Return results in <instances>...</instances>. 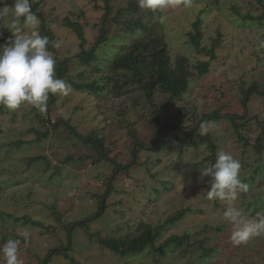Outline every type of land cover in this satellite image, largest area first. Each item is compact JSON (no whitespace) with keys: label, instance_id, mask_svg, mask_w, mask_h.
Returning a JSON list of instances; mask_svg holds the SVG:
<instances>
[{"label":"rangeland","instance_id":"rangeland-1","mask_svg":"<svg viewBox=\"0 0 264 264\" xmlns=\"http://www.w3.org/2000/svg\"><path fill=\"white\" fill-rule=\"evenodd\" d=\"M129 1L110 0L114 7L112 16H117ZM134 1L138 4V0ZM29 2L39 3L45 19L50 21L59 45L57 52H50L55 60L81 51L77 34L66 24L68 19L83 25L86 49L95 42L105 0ZM14 3L15 0H3L0 7L11 10ZM263 5L264 0H191L190 6L181 4L162 11L158 34L164 37L173 62L185 55L195 75L187 91L159 115V120L183 119L179 130L183 133L198 126L206 114L219 111L217 121L208 122L207 134L215 141V148L208 143L197 144L198 140L191 138V145L182 151L168 139L169 129L165 128L160 132L165 147L155 150L154 108L146 102L143 92L135 87L130 93L114 95L117 89L113 84L123 81L124 76L109 70L98 73L94 65L73 62L70 72L78 81L97 79L109 90L89 93L70 87L67 95L57 93L54 104L44 112L27 102L16 110L0 105V210L6 213L0 216V246L9 239L20 240L23 264H41L50 250L64 248L71 241L68 254L77 263L56 254L48 264H264V233L247 243L233 244V227L225 219V211L235 208L249 220H259L262 210L253 202L264 206V172L257 174L248 195L240 199L237 193L233 200L209 199L210 178H201V170L214 164L220 151L240 161L245 168L240 177L257 167L264 169V149L259 155L255 140V130L264 124V97H251L247 110L243 105L244 92L254 82L264 91ZM125 15L126 12L122 14ZM35 16V29L25 25L24 17L15 21L21 34L36 30L42 36V20ZM198 18L203 34L201 44L216 49L215 59L198 52L189 40L188 32ZM122 19L125 17L119 16ZM13 21L12 15L0 20V30L10 29ZM122 28L114 22V35L98 50L96 62L101 68H106V59L126 42L119 32ZM12 35L11 30L4 31L0 45ZM205 61L211 62L210 69L199 75L198 65ZM167 98L160 89L156 90L155 103L165 104ZM231 114L248 115L237 122L246 121L239 129L248 140L249 153H243L239 140L245 139L232 124ZM66 119L80 133H96L102 138L105 152L122 171L114 175L117 165L99 157L92 145L81 142L63 123L54 127L53 122ZM198 131L201 133V127ZM143 144L153 149L147 150ZM109 188L111 192L106 194ZM105 197L107 208L88 229L70 228L98 212ZM182 210L184 217L173 225H165L162 235L144 251L122 256L98 242L99 237L138 235L142 222L156 229ZM7 214L28 216L41 224H23ZM23 230L30 233L27 244L18 235ZM171 235H188V240L180 248L168 245L158 250ZM199 242L215 252L204 255Z\"/></svg>","mask_w":264,"mask_h":264},{"label":"trees","instance_id":"trees-1","mask_svg":"<svg viewBox=\"0 0 264 264\" xmlns=\"http://www.w3.org/2000/svg\"><path fill=\"white\" fill-rule=\"evenodd\" d=\"M262 1V0H260ZM104 6V14L102 15L100 22L97 24L99 27L98 36L95 42L89 49H86V45L88 43L87 38L85 36L84 27L79 21L67 20L66 24L70 28H72L77 34L80 44L81 51L75 55L67 56L64 59H56V67L55 73L56 77L64 80L72 89H75L80 92H89V93H101L105 92L109 87L107 84H100L97 79H94L90 82L87 81H78L76 80L71 72L70 65L73 62L80 63L78 65H94L95 71L100 73V71L109 70L114 74H117L119 77L124 76V80L119 82H115L113 84L117 89L114 92V95L120 96L125 93H130L136 88L143 92L146 102L153 107V119L156 125L155 136L157 138V142L155 145V150L161 151L164 149V142L160 139V132L168 128V139L172 141L175 145L177 144L182 151H185L189 145H191L192 140H198L197 144H205L208 143L212 148L216 147V143L212 140L210 134L201 135L198 131L203 122H215L220 117L219 111L211 112L202 117L198 126L193 127L189 131H185L183 133H179V130L182 127L183 119H178L176 121H160L159 115L165 110L183 93L187 91L190 86V80L195 73L187 64V57L185 55H179L177 60L173 62L172 57L170 55L168 45L165 42V39L162 35L158 34L157 27L161 22L163 17V12L160 10L157 11H146L145 9H141L139 5L131 0L127 2L126 6L121 7L118 10L117 16H112L114 13V7L110 4V0H105ZM31 5V11L33 14L37 15L41 18V33L42 36H47L49 38V51L57 52L56 39L54 31L50 26V21L45 19L43 12L39 8V3ZM264 6V5H263ZM126 12L127 15L122 16V14ZM251 15V14H248ZM119 16L125 17V19L119 20ZM261 17L259 16L258 19ZM118 23L122 25V29L119 31L122 39L126 40V42L122 45L121 49L115 53L111 54L110 57L106 59L107 66L106 68H101L96 61L99 60L98 50L102 49L103 44H106L109 39L114 35L112 32V24ZM10 29L1 27V39L4 36V31H9ZM140 30L142 31L139 34ZM190 42L198 49V52L208 54L211 59L216 58V49L211 46L202 45V31H201V19L198 18L192 26V30L188 32ZM211 62L205 61L198 65V74L205 75L210 69ZM109 78L112 76L108 75ZM118 77V78H119ZM136 87V88H135ZM160 89L162 93L166 94L167 102L165 104H157L155 103V93L156 90ZM245 98L243 99V105L247 110L249 100L251 97L255 95H259L264 97V91L260 90L257 86V82H254L251 86L248 87L244 92ZM56 101V94H50L49 100L47 102V106L50 109L51 105ZM52 110V109H51ZM247 114H231L229 118L232 121V124L238 128V132L240 136L244 137L245 140H239L242 148L245 150L243 153H249V145L246 140V136L243 135V132L240 131L246 125V121L239 123L238 120L246 119ZM54 127H58L61 123L66 125L70 130L71 134L76 136L81 142L87 145H92L94 149H96L99 153V157L110 159L114 162L117 167L114 170V175L120 173L122 168L116 163L115 159L111 158L108 152H105V142L102 138L98 137L96 133L84 135L80 133L75 126L70 123L69 119L59 120L53 122ZM240 128V129H239ZM257 132V136L255 137L257 152L258 154H262L264 149V124L261 125V128L255 130ZM164 140H167L163 138ZM169 141V140H167ZM143 148L147 150H152L153 148L142 145ZM129 166V165H128ZM242 172L245 171V168L241 166ZM264 172L262 166L257 167L254 172L249 174H243L241 180L248 185L247 191L238 192L240 195V199L248 195L250 190L252 189L253 183L257 181L258 173ZM264 176V173H262ZM110 189V188H109ZM1 192V190H0ZM111 189L106 192V194H110ZM251 199V196H250ZM264 199V196L261 197V200ZM262 202V201H261ZM263 203V202H262ZM253 204L261 209L262 214H260V218L264 217V206L260 205V203L253 202ZM107 208L106 197L102 200L100 204V208L98 212L91 214L85 219L75 222L72 226H80L88 229V225L96 220L101 213L105 211ZM185 212L182 210L176 215L169 216L164 224L161 226H157L156 230L153 226L142 222L138 227L139 234H126L123 236H113V237H99L98 242L111 249L117 254L122 256H126L128 254H134L137 252L144 251L149 244H152L154 240L162 235L163 228H166L167 224H175L177 221L184 217ZM6 213L0 210V216H4ZM10 218H14L17 222H22L23 224L32 223L33 225H40L41 222L35 221L28 216L24 217H14L13 214H7ZM188 235H171L165 242L162 244L158 250L163 249L168 245H175L177 248L182 247L187 239ZM198 245L202 247L204 255H211L215 252L214 249L205 247L203 242H199ZM72 248V241L63 247H57L50 250L47 257L42 261L41 264H48L52 257L56 254L64 255L66 258L71 260L73 263H77L76 260L68 254V251Z\"/></svg>","mask_w":264,"mask_h":264},{"label":"clouds","instance_id":"clouds-1","mask_svg":"<svg viewBox=\"0 0 264 264\" xmlns=\"http://www.w3.org/2000/svg\"><path fill=\"white\" fill-rule=\"evenodd\" d=\"M3 3V0H0ZM191 0H138L141 9L163 11L168 7L181 4L190 6ZM12 15L14 21L10 30L12 37L0 45V105L9 110H16L27 102L40 112L47 109L50 94L67 95L70 86L56 77V60L49 51V38L41 36L33 30L21 34L15 21L25 18V25L35 29L38 21L31 11L29 0H15L13 9L0 7V20ZM2 35V33H0ZM58 47V44H54ZM264 46V44H262ZM209 131L208 122L201 124V135ZM241 163L238 159L224 151L217 153L214 164L201 170V178H210L209 199L233 200L237 193L247 191L248 185L240 178ZM225 219L232 225L231 240L233 244L247 243L253 237L264 233V217L258 221L249 220L238 209L229 208L225 211ZM25 244L29 242L27 230L18 231ZM20 240L9 239L0 246V264H23L20 258Z\"/></svg>","mask_w":264,"mask_h":264}]
</instances>
